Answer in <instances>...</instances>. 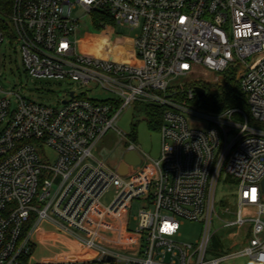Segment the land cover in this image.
I'll list each match as a JSON object with an SVG mask.
<instances>
[{
  "label": "built area",
  "instance_id": "1",
  "mask_svg": "<svg viewBox=\"0 0 264 264\" xmlns=\"http://www.w3.org/2000/svg\"><path fill=\"white\" fill-rule=\"evenodd\" d=\"M78 6L136 31L132 61L78 54ZM8 28L0 32V48L7 44L18 53L32 82L75 83L112 97L70 91L50 106L28 100L21 88L20 94L5 91L0 79V264H30L26 227L52 215L93 258L71 264H221L241 256L260 264L264 0H15ZM230 69L236 70L249 114L231 109L204 116L188 107L195 87L219 82L204 80L200 72ZM136 103L163 109L160 154L147 160L130 146L141 164L127 165L121 175L120 164L113 170L93 148L110 129L116 131L122 110ZM223 173L236 183L237 209L225 211L235 216L231 222L215 208ZM112 189L113 200L105 206ZM135 202L143 207L131 225ZM215 219L224 224L214 231ZM184 221L203 223L197 242L179 241ZM229 227L234 231L225 241L216 239L217 231ZM246 239L242 250L225 253L226 245L235 248Z\"/></svg>",
  "mask_w": 264,
  "mask_h": 264
},
{
  "label": "rangeland",
  "instance_id": "2",
  "mask_svg": "<svg viewBox=\"0 0 264 264\" xmlns=\"http://www.w3.org/2000/svg\"><path fill=\"white\" fill-rule=\"evenodd\" d=\"M73 18L77 20V30L74 40L77 45V52L82 56H98L101 59L129 63L136 56V48L134 46L133 31L129 25H118L116 23L109 24L105 21L96 19L94 14H88L82 7H76L73 11ZM95 18V19H94ZM98 23H94L97 21ZM103 25L110 30H104ZM16 60V62H15ZM204 80L214 83L217 80L221 84L220 78L227 80H236V70L230 69L225 73H210L204 75L199 73ZM0 79L5 91L20 92V88L25 91V98L28 100L56 106L59 102L68 97V92L75 91L77 96L87 95L90 98L105 100L112 96L101 90H91L93 87H81L75 83L58 84L49 81L32 82L24 73L20 62V56L15 53L13 48L4 44L0 48ZM223 81V82H224ZM93 86V85H92ZM197 87L194 88L195 100L189 102L188 107L197 113L210 116L216 113L200 107L198 103ZM146 103L131 105L122 110L120 116L115 123V129H110L97 143L94 145L93 154L107 166L115 170L122 162L125 152L130 146H134L137 153L144 159H157L160 154L161 139L159 131L150 129L147 122ZM249 114V109L244 111ZM192 123L207 122L199 118H189ZM252 125V122H251ZM260 127V125H256ZM136 131V139H130L133 131ZM122 132V134H118ZM50 157L49 165H52L54 153H48ZM138 168V167H137ZM126 174V173H124ZM236 183L227 174L223 173L216 184L215 190V208L218 216L225 222H231L235 216L226 213V210L235 212L236 206ZM114 197L112 189L102 200L103 205L109 206ZM142 202H135L131 211V225L135 223L134 217L139 214L142 209ZM55 216H50L43 220L34 218L26 227L29 230L28 236L32 248V253L28 258L30 264H71L89 262L93 258L91 254L86 253L77 240L69 233L62 230L57 223ZM224 223L215 219L213 230L219 229ZM203 231V223L184 221L181 226V236L179 241L182 243L197 242ZM233 228H222L216 233V239L223 242L228 233L233 232ZM243 236V234H242ZM250 238V236L248 237ZM248 244L247 239L238 247L227 248L225 253L229 254L234 251L242 250ZM221 264H255L248 257L241 256L230 258Z\"/></svg>",
  "mask_w": 264,
  "mask_h": 264
},
{
  "label": "trees",
  "instance_id": "3",
  "mask_svg": "<svg viewBox=\"0 0 264 264\" xmlns=\"http://www.w3.org/2000/svg\"><path fill=\"white\" fill-rule=\"evenodd\" d=\"M14 3L15 0H0V32L9 29L8 19L13 13ZM93 14L96 19L105 21L109 24L114 23L112 18L102 11H96ZM94 23L97 24L98 20L94 21ZM199 86H201L206 92V96L200 102V107L214 113H220L231 109L247 110L245 94L236 80L230 79L216 85L200 83ZM162 112V108L155 106L147 107V122L150 129L155 131L160 130L162 124ZM130 139H136L135 130L130 135ZM25 231L29 230L26 229ZM221 252H223V249H221Z\"/></svg>",
  "mask_w": 264,
  "mask_h": 264
},
{
  "label": "water",
  "instance_id": "4",
  "mask_svg": "<svg viewBox=\"0 0 264 264\" xmlns=\"http://www.w3.org/2000/svg\"><path fill=\"white\" fill-rule=\"evenodd\" d=\"M196 92L198 94V103H200L203 98L206 96V92L203 88H197ZM70 96H73V93L70 94ZM141 164V158L137 155V153L132 150L128 149L127 152H125L123 156L122 163H120L118 167V171L121 175H124V173H127V165H131L134 169L139 167Z\"/></svg>",
  "mask_w": 264,
  "mask_h": 264
},
{
  "label": "clouds",
  "instance_id": "5",
  "mask_svg": "<svg viewBox=\"0 0 264 264\" xmlns=\"http://www.w3.org/2000/svg\"><path fill=\"white\" fill-rule=\"evenodd\" d=\"M260 264H264V255L260 257Z\"/></svg>",
  "mask_w": 264,
  "mask_h": 264
}]
</instances>
